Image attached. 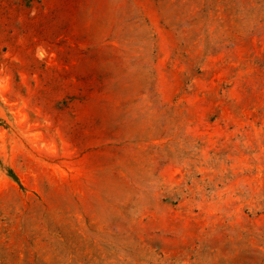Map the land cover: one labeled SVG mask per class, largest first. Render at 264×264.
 <instances>
[{"label": "rangeland", "instance_id": "obj_1", "mask_svg": "<svg viewBox=\"0 0 264 264\" xmlns=\"http://www.w3.org/2000/svg\"><path fill=\"white\" fill-rule=\"evenodd\" d=\"M0 264H264V0H0Z\"/></svg>", "mask_w": 264, "mask_h": 264}]
</instances>
